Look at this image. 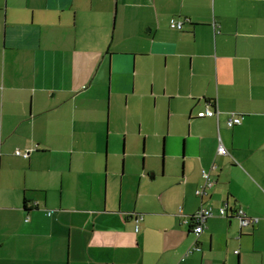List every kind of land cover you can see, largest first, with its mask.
I'll return each instance as SVG.
<instances>
[{
	"label": "crops",
	"instance_id": "obj_1",
	"mask_svg": "<svg viewBox=\"0 0 264 264\" xmlns=\"http://www.w3.org/2000/svg\"><path fill=\"white\" fill-rule=\"evenodd\" d=\"M0 264H264V0H0Z\"/></svg>",
	"mask_w": 264,
	"mask_h": 264
},
{
	"label": "built area",
	"instance_id": "obj_2",
	"mask_svg": "<svg viewBox=\"0 0 264 264\" xmlns=\"http://www.w3.org/2000/svg\"><path fill=\"white\" fill-rule=\"evenodd\" d=\"M170 27L171 28H175V29H182V23L179 22H175L174 20H170L169 22ZM198 118H205V117H216L218 118V111L213 110L212 108L206 107L204 109V111L198 112L196 115ZM241 123V117L239 116H235V115H230L229 118L226 121V126L228 128H232V126H237ZM217 155L218 156H227V150L223 147L222 144L219 143L218 147H217ZM30 153V150H25L23 152L21 151H15L14 154L17 156H20L22 158H27L28 155ZM202 178H203V182L202 184L197 188V190L195 191V195L200 198L201 200L206 198L207 196V190L209 188L212 187L213 185V181L211 180L210 176L208 173H204V171H202ZM218 215L221 217H225L226 216V208L222 207L218 210ZM208 217H212V211H211V207H204L201 206L198 211L192 215L191 217V223L193 225L192 227V233L195 235V237H198L201 233H202V229H203V224L205 223L206 219ZM236 217L239 219V227L240 228H246L249 226L254 225L255 223H257V219L255 218H249L247 217V215L243 212V210H238L236 212ZM141 220V217H137L135 222L138 223ZM138 230V227H135V231ZM193 250L197 251L199 250L197 247L193 246ZM235 254H237V251L235 252Z\"/></svg>",
	"mask_w": 264,
	"mask_h": 264
},
{
	"label": "rangeland",
	"instance_id": "obj_3",
	"mask_svg": "<svg viewBox=\"0 0 264 264\" xmlns=\"http://www.w3.org/2000/svg\"><path fill=\"white\" fill-rule=\"evenodd\" d=\"M136 187H137V183L133 177H124L122 179V184H121V194L124 192V195L128 196V200H131L132 194L133 193L135 194L136 192ZM237 220L239 225V219L237 218Z\"/></svg>",
	"mask_w": 264,
	"mask_h": 264
},
{
	"label": "trees",
	"instance_id": "obj_4",
	"mask_svg": "<svg viewBox=\"0 0 264 264\" xmlns=\"http://www.w3.org/2000/svg\"><path fill=\"white\" fill-rule=\"evenodd\" d=\"M239 117H240V116H239ZM197 211H198V210H197ZM226 211H227V210H226ZM237 211H238V210H236V212H237ZM236 212H235V213H236ZM191 217H192V215H191ZM191 217H190V219H189V220H190V223H191ZM190 227H191V228L193 227L192 223H191V226H190Z\"/></svg>",
	"mask_w": 264,
	"mask_h": 264
}]
</instances>
